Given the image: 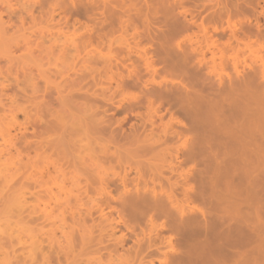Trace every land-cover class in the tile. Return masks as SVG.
Listing matches in <instances>:
<instances>
[{
    "label": "rangeland",
    "instance_id": "obj_1",
    "mask_svg": "<svg viewBox=\"0 0 264 264\" xmlns=\"http://www.w3.org/2000/svg\"><path fill=\"white\" fill-rule=\"evenodd\" d=\"M55 1L58 6L56 3H53L52 0H35V2L32 0H0V6L3 8L0 7V14L3 13V16L0 15L2 16L0 19V29H3L2 31L4 32L6 30V33L0 30V70L3 68L2 70L6 72V67L11 68V70L20 77V81H23L24 77H29V75L35 77L36 80L34 79L20 85L21 90L24 89L31 93L32 83L36 82L39 90H45L47 88L49 92L46 94L47 97L44 98L41 97L42 93H40L39 99L34 105H31V103L23 98H19L18 102L15 104L18 108V110L16 108L17 119L10 118V114H8L7 111L8 109L4 106L5 103V105H9L6 97L4 100V97L2 99L0 98V103L1 100H3L1 103L2 105L0 104V246L3 247L2 245H5L4 243L2 244V241L7 242L5 246H10L8 248L4 247L5 249L1 248L2 250L4 249V253L6 252L5 250L8 249L9 253L15 252L18 254L19 258L17 257L18 260L16 259V263H14L18 264L20 262V257L21 259L23 256L25 257V255L21 256V253L26 249L30 250L32 244L38 242V240H36L37 237L39 240L43 239V241L44 238H46V243L43 244L45 248L48 246L47 239L50 238H52L53 241H57L53 242L54 246V243H60V245L64 247L68 242L66 243L63 239L64 237H61L62 232L67 230L69 232L70 229L69 227L66 228V226L71 225L75 218L76 220L78 219V221H74V223H77L74 228L77 230L76 235L78 234L80 237L78 238V235H75L76 239H72L74 240L72 242L73 244L71 243L68 250L71 252V257H69V261L73 262L71 264H109V254L112 255L111 264H160V258L158 256L163 255L164 252H168V254L174 253V251L177 252V250H179L178 252H184V241L182 242V238L179 235L169 231V222L166 218L161 217L159 219L155 217V226L151 231L150 228L152 227H150L149 219L142 218L139 221H131L132 218L130 217L129 210L124 200L126 197H122L125 193L123 189H121L122 187H120L121 182L118 180L121 174V176L126 174L128 180L131 181L133 178L137 183L143 184L142 186L145 188L151 185L149 188L152 189L151 187L156 185L154 187H158L156 190H158L157 192L160 194L162 192L170 193L174 191L172 193L175 194L174 197L178 207L187 208L186 210H188V207L189 209L193 208L194 212L191 214L198 219L200 227V235H198L196 241L197 244L198 242L201 244H199L200 246H197V248L200 251H208V255L206 254L205 256L204 254V257L208 261L211 257L210 261L212 264L214 261L216 262L218 260L216 264H221L222 260L223 264L241 262L264 264V162L253 168L243 166V168H245L243 169L239 166L234 170L232 169L229 176L233 179L236 178L233 181L235 184L232 183V187H230L231 191L234 190L233 194H230V189L226 192V187L221 189L219 185L217 186L214 179L217 177L218 182L221 177L225 178L223 167H220L221 165L219 166L218 164L222 159L218 149L215 147V151L214 149L212 151L213 153L209 151L208 157L204 156L205 154H199V156L197 155L198 158H190L189 153L192 149V142H197V138H194L196 140L192 141V138L196 137V135L193 136L194 132L191 130L192 132L190 133V129L194 126V121L189 118L181 108L179 109V107L175 105L171 106L164 104L158 106L160 103L156 101L157 103H154L155 105L152 106L153 110L151 111V107L148 106L149 102L146 101L148 100L146 97L147 95L145 94L146 96L144 97L143 85H140L141 81H145L148 88L149 86L150 88L153 86H160L159 88H162L163 91H171L172 93H178L179 91L174 90V88H179L181 90L187 87L189 89L191 85V88L195 87L200 90L199 93L195 90L198 95H200L201 89L204 87L201 92V96L203 97L208 98L213 95L210 99L217 97L215 101L225 98V94L229 92V87L232 85L231 78L236 81L234 79L236 78V67L239 68V71H242L246 67H254V64H259L261 66L262 62H264V59L261 61V59L264 58V0H54V2ZM3 3L4 5H2ZM7 5L9 7L10 5L14 7H10L11 10L13 8L12 11L14 13L18 11L14 17L11 15L12 18L9 16V13L12 11H9V13L7 12L9 8H7ZM53 5L54 8H52ZM55 8L54 17H51L53 16L52 14ZM30 10L33 11L34 14L32 13V15L35 17H31L32 11ZM18 13L22 15L23 20L25 19L24 26H22L23 23L20 21L22 19ZM246 23L248 25H246ZM247 27L249 30H247ZM232 32L236 34L234 35ZM1 33L4 34L2 35ZM232 34L234 35L233 38L231 36ZM236 35L238 37H235ZM25 37L27 39L30 38L29 46L33 45L31 50L38 42H41L40 48L35 47L38 51L33 49L36 53H27L28 51H26V49L28 50L29 47L26 46L27 48L24 49V45H21L20 50L16 49L18 42H21V44L24 43ZM234 37L239 43L236 42L237 40ZM71 40H76L74 45H77V43L80 44L77 45L78 49L73 45ZM65 45L66 47L69 46L71 50H68V55L66 54V57L63 58L58 54V50L59 47H65ZM246 45H248V47ZM51 46L55 48V51H53V49L52 52L48 51ZM194 48L198 50L204 49V52L206 51L202 64H199V60L196 61L195 59L196 63H194V65L191 64L189 69L181 68L180 71V68L177 66L176 70L175 64L177 65L180 57L184 55L190 56ZM89 52L97 53L96 57L87 60ZM212 52L215 54L214 56L211 54ZM50 53H52L53 56H48ZM10 61H12L14 67L10 65ZM171 61L172 63H170ZM205 61L208 62L207 66L204 64L206 63ZM173 67L175 69H173ZM247 68L246 70L249 69ZM60 72L66 73V75L61 77ZM128 73L131 76L133 75L134 81L136 79H140L141 81L132 82L133 79L130 81L128 80V82L133 85H130L128 88L127 86L124 87V84L122 85V82L120 83L122 79L121 75L128 77ZM5 74L3 72L1 74L0 71V86H2L3 89L7 85V87L4 88L6 90L4 94L6 93L13 96L15 90L17 91L19 89H17L16 83L14 84V80L9 78L10 81H8V74L7 76ZM15 74L12 78H14ZM193 74L195 75L193 76ZM4 76H6L7 79ZM65 76L66 79L64 78ZM75 76L81 78L78 80L79 82L84 79V85H81L87 90L86 92L89 90L88 93L84 94V90V92H80L82 94H79V91L77 92L78 95L76 91H73L76 95H74L73 92L68 94L69 91H67V88L72 91L71 89L74 84L79 83L76 82L77 78ZM138 76L140 78H138ZM218 76L223 79H218ZM126 79L125 81H127ZM62 80L65 83L61 82ZM220 80L223 81V83L219 82L221 86L218 88L219 83L217 82ZM168 81L170 83H168ZM159 82H163L161 83L162 87ZM171 82H174V84ZM175 82H181L183 84L177 83L175 85ZM234 83L235 82H233V84ZM169 84L171 85L170 87ZM117 85L123 86H120L121 90L116 88ZM86 86H88L87 89ZM58 87H62V90ZM217 88H222V90L227 91L225 94H222L224 97L221 96L220 92L219 94H212L211 91L214 92ZM2 89L0 87V94ZM58 90V93L63 92L64 94H58ZM216 90L215 92H218L221 89L218 91ZM117 91L121 92L118 93ZM94 93L97 95H94L93 100L90 96ZM208 93H210L209 96ZM79 95L85 96V99H79ZM86 95L87 97L89 95V98H87ZM75 97H77V99H75ZM96 97L97 103L95 102ZM150 98H153V96H150ZM88 99H91V101L86 102ZM110 99L112 101H110ZM121 101L122 103H120ZM125 101H127V103ZM39 102H44V105H47V108L44 107L43 109L44 112L37 113V116L41 113V117L39 119H25V111L31 112L33 109L35 111ZM136 103H138V105ZM103 106L105 107L103 108ZM156 106L158 108V113L160 112L159 115H164L166 113V116H164L162 120L156 117ZM3 109H6V111L4 112ZM168 109H170L173 118L171 117L172 115L167 114L166 110ZM34 113L36 114V112H32L31 115L35 116ZM49 114H51V116L56 114L53 117L59 116L60 118L59 120L52 119ZM234 120L237 122H234ZM242 120L244 119H231L230 122H232V124H227L233 126V124L236 123L235 125L240 126L244 123L241 122ZM52 123L58 125L57 130L53 127ZM48 125H52L50 129L53 131L50 130V133H47ZM33 126H36V129H34ZM71 133L72 136L70 135ZM176 133L181 134L177 136ZM61 137L64 139L60 140ZM181 137L183 138L181 139ZM184 141H187V146L182 144ZM178 147H180V149ZM80 151H82V153ZM80 153L82 157H80ZM251 154V152L246 153L247 156L250 158L252 156L253 158L254 156ZM203 156L204 158H201ZM238 157H241V154L240 156L238 155ZM238 157L235 156L233 159ZM262 157L264 160V155ZM57 159H60L58 163H56ZM194 159H198V161ZM54 161H56L55 165L64 164V169L66 167L68 168L66 169V175H69L65 176L66 178L70 180L74 178V180L70 182L69 179L64 177L67 181V183H65V179L63 180L61 177L59 181L61 182L63 180L64 182H61L63 184L58 182L59 187L64 185L67 190H70L72 186L70 183L77 182V180L81 179L80 181L83 182H81L82 185L80 186V188H82L81 193H83V191L88 193V195L87 193H83V195L81 194L80 196L81 199L83 198V202H79V204H84L83 206L76 207V211L74 210L75 212L68 210L71 212V215L72 213L76 214V217L71 219V215L66 214L68 225H65V230H63L64 226L60 227L63 223L60 221L63 218V214H60L63 209L56 204L51 205L54 201L56 202L54 199V195L56 194L50 191L51 194H54L53 196H49L51 195L50 193H48L49 195L46 194L43 196L46 192L52 190L51 187L55 193L62 194L63 192L58 189L59 187L56 188L57 183L54 184L52 181H49L51 177L48 178L49 175L47 171L49 174H53L52 177L57 176L54 174L55 167H57L52 164ZM216 161H218L217 164ZM26 165L28 168H25ZM69 165L71 167H68ZM96 169L98 170L96 171ZM235 170L236 172L232 175V172ZM32 171L33 173H37V171L43 172L45 174L44 181H47V187H44L46 190L50 188L45 192V189H42L43 186H41L42 188L37 187L36 189H34V184L31 186L35 192L38 189H42L45 192L43 194V192L38 190L42 195L40 196L41 199L40 197L36 198V203L33 200L35 198L33 193L31 192L32 195L30 193V191H32L31 187L28 188L29 185L32 184H25L28 190L21 188L22 186L18 187L19 185H24L23 181L25 177L23 176L31 175L29 173ZM98 171L100 173H98ZM137 171L139 174L136 173ZM72 175L74 177L70 178ZM11 176L15 178H10ZM75 176L81 178L78 179ZM101 176L104 177L102 179L108 181L107 183L112 180L110 183L116 185L119 182L117 186L120 189L117 190V186L110 184L107 186L105 185L104 188H106V191L100 190L101 181H99L100 178L98 177ZM31 180L28 179L26 182H30ZM5 181H8L10 184L8 183L7 185ZM204 181L206 183L210 181L208 182L210 187H207L208 185H206ZM128 182L129 181H127V183ZM145 183L151 184H148L147 187ZM131 184H133L132 181L128 184V188L131 189L132 187V189H134V186ZM182 184L186 185V187L188 186L190 191H192L188 197L182 194ZM213 184H215V187ZM240 184L241 186H239ZM6 186H9V188ZM142 186L140 185L141 188ZM4 187L6 189H4ZM222 187H224V185ZM74 188L76 190H74ZM74 188L73 190L71 189V193L74 194H71L73 197H75V194L78 195V188ZM164 189L166 191H164ZM203 189L204 191H202ZM145 190L142 188L141 193ZM64 191L66 190L64 189ZM99 191L101 192L99 193ZM27 192H29L30 195ZM109 193L112 198H108ZM208 194H210L209 196L211 198H209ZM59 196L58 199L60 201L65 197L64 193L61 197L62 200ZM72 196L71 199L73 201ZM32 197V203L30 201V203H28V201L25 202ZM86 197L89 199L87 200ZM106 198L112 199L111 205L109 204L110 201H106ZM48 199H50V201ZM121 199L124 201H121ZM214 200L216 201L214 202ZM19 201L21 202L19 203ZM47 202L51 205L48 208L49 211H47L45 207V205L48 206ZM74 202H72V205H75ZM24 205L29 212L32 211L30 208H34L35 205L38 206L37 208H45L46 211L45 209L43 210L45 212H51L53 218L51 217L52 220L50 219L46 223H51L50 221H52V223H45L46 225H43L44 227L50 225V227L48 226V228H50L48 230L50 232L53 230L52 234H54L55 237H53L54 235H51L50 232L48 234V230H46L47 235L44 233V235H46L44 236L42 233L41 237L40 234L36 232L38 229H34V227H36L34 226L35 224L32 223L34 225H30L28 219L27 223H25L26 225L29 224L33 229L28 225V227L25 226L26 229L24 225H22L23 227L20 225L21 223L24 224V221L20 222L22 214L27 213L24 212ZM51 207H55V209L58 207V209H61V212H56ZM39 209L34 211L39 212L41 210ZM86 210H89V212L87 211L88 214L91 212V216L90 214L86 216L83 215V211L85 212ZM17 211L20 213L19 216H17L19 214ZM79 212L84 217V222L87 220L86 223H82L83 217L78 214ZM27 216L26 214V217L24 216L23 219L26 220ZM54 216L57 219L54 218ZM85 217H87V219ZM79 219L81 220L80 222ZM54 220L55 222H53ZM54 223H56V225ZM53 225L55 227H51ZM72 226L74 225L72 224ZM38 227L40 228L39 225ZM86 227L89 232L88 236ZM80 228H82L81 231L85 230L84 233L81 232L82 235L78 231ZM45 229H47V227ZM2 230L3 232L1 233ZM102 230L104 231L102 232ZM90 233L93 234L91 235ZM142 233L143 235H141ZM19 235L23 238H18ZM110 235L115 236L112 238ZM10 236L12 239H9L11 238ZM47 236L49 238H47ZM90 236L91 238H89ZM2 238L4 240L1 241ZM26 238H29V240ZM57 238H59V240ZM16 239L23 240L22 242L20 240L15 242ZM137 239H140V244ZM9 240L15 241L10 243ZM24 240L28 241L26 242L28 245H25L26 243ZM81 240L84 242H81ZM30 241L32 243H30ZM203 243L205 246H202ZM168 245L169 247L172 246L171 249ZM57 246L59 245L57 244L55 247L57 248ZM105 247H108V249ZM116 247L119 251L116 250ZM72 251H74V254ZM2 253L3 251L0 252V264H13L14 261L12 260L16 258V256L14 257L13 255L15 253L10 256L8 251L6 254L3 253V255H6L5 257L9 259L8 262H4L5 260L3 259L5 257L1 255ZM122 253L124 254L122 255ZM116 255L118 256L116 257ZM53 264H56V262H53Z\"/></svg>",
    "mask_w": 264,
    "mask_h": 264
},
{
    "label": "bare ground",
    "instance_id": "obj_2",
    "mask_svg": "<svg viewBox=\"0 0 264 264\" xmlns=\"http://www.w3.org/2000/svg\"><path fill=\"white\" fill-rule=\"evenodd\" d=\"M32 1H34L35 2V0H32ZM53 1V3H56L57 4V2L55 1L54 2V0H52ZM5 2V1H4ZM51 2V1H50ZM2 3V2H1ZM52 3V4H53ZM39 4V3H38ZM2 5H4V3L2 4ZM39 6V5H38ZM56 6V5H55ZM57 6H58V4H57ZM57 6H56V8H57ZM1 7V6H0ZM9 6L7 5V8H8ZM10 7H13L12 5H10ZM10 7L8 8V10H7V12L9 13V11H12L13 10V8H12V10L10 9ZM2 8V7H1ZM52 8H54V5H53V7ZM56 8L54 9V12H53V16H51V17H54V13H55V10H56ZM3 9V8H2ZM59 9V8H58ZM123 9V8H122ZM50 10H51V8H50ZM53 10V9H52ZM30 11H32V10H30ZM30 11H29V13H30ZM90 11V10H89ZM18 11H15V13L12 11V12H10L9 13V16H13L14 17V15H16V13H17ZM32 13H33V11L31 12V17H35V16H33L32 15ZM90 13V12H89ZM125 13V12H124ZM3 13H1L0 15H2ZM34 14V13H33ZM105 14V13H104ZM5 15V14H4ZM18 15H20L19 13H18ZM18 15H17V17H18ZM95 15V14H94ZM3 16V15H2ZM2 16H0V19L2 18ZM8 16V17H9ZM12 16L10 17V18H12ZM21 16V19L22 20H20L21 21V23H23V25L22 26H24V20H23V18H22V15H20ZM17 17H16V19H17ZM113 18V17H112ZM121 18V17H120ZM35 19V18H34ZM18 20V19H17ZM53 20V19H52ZM23 21V22H22ZM120 21H121V19H120ZM11 22V21H10ZM9 23V22H8ZM12 23V22H11ZM252 24V23H251ZM259 24V23H258ZM4 25H7V24H4ZM246 25H248L247 23H246ZM245 25V26H246ZM244 26V27H245ZM252 26V25H251ZM4 27V26H3ZM5 27H7V26H5ZM249 27H250V25H249ZM257 27V26H256ZM246 28V27H245ZM1 30V29H0ZM3 30V29H2ZM1 30V31H2ZM243 30V29H242ZM247 30H249V28L247 27ZM253 31V30H252ZM252 31H250V32H252ZM256 31H257V28H256ZM2 32H4V31H2ZM245 32H248V31H245ZM4 33H6V30H5V32ZM3 33V34H4ZM230 33H231V31H230ZM233 33V32H232ZM262 33V32H261ZM260 33V34H261ZM2 34V33H1ZM2 34V35H3ZM228 34V33H227ZM234 34V33H233ZM231 35L232 36V38H233V36L236 34H234V35ZM221 35V34H220ZM225 37H226V35H225ZM235 37H238L237 35L235 36ZM234 37V38H235ZM82 38V37H81ZM80 38V39H81ZM229 38V37H228ZM25 40L23 41L24 43L23 44H21V42H18L17 43V45H16V49H19L20 50V47H21V45H24V49L25 48H27V47H29L28 48V50L26 49V51H28L27 53H31V54H34L33 52H35L36 53V51H38V50H36L35 49V47H37V48H40V43L38 42V44H36L35 45V47L33 48L34 50H36V51H34L33 49V51L31 50V48L33 47V45L31 46H29V43H30V41H29V39L30 38H24ZM236 39V38H235ZM242 39V38H241ZM84 40V39H83ZM237 40V39H236ZM235 40V41H236ZM243 40V39H242ZM72 41V40H71ZM76 41V40H75ZM75 41H72L73 42V45L75 44ZM229 41H230V38H229ZM234 41V42H235ZM33 42V41H32ZM68 42V41H67ZM236 42H238V40L236 41ZM35 43V42H34ZM36 43H37V41H36ZM84 43V42H83ZM239 43V42H238ZM67 44V43H66ZM39 45V46H38ZM77 45H80V44H78L77 43ZM77 45H74L75 47H77V49H78V46ZM82 45H84V44H82ZM179 45V44H178ZM227 45V44H226ZM232 45V44H231ZM27 46V47H26ZM44 46V45H43ZM63 46V45H62ZM68 46V45H67ZM247 47H248V45H246ZM53 46H51V48H50V50L48 49V51L49 52H52V49H53V51H55L54 49L55 48H52ZM57 47V46H56ZM83 47V46H82ZM177 47H179V46H177ZM42 48V47H41ZM58 48V47H57ZM80 48V47H79ZM180 48V47H179ZM186 48V47H185ZM210 48V47H209ZM214 48V47H213ZM213 48H211V49H213ZM77 49H74V50H76V51H78ZM68 50H71V48L69 49V46L68 47H66V45H65V47H59V50H58V54L60 55V57H66V54L68 55ZM183 50V49H182ZM193 51V53L189 56V55H184L183 57H180V59L178 60V63H177V65L175 64V66H176V70H177V66H178V68H180L179 70L181 71V68L182 69H189V66L192 64V65H194V63H196L195 62V59H196V61H198L199 60V64H202V62H203V60H204V58H205V52H204V49H202V50H198L197 48H194V49H192ZM209 50V49H208ZM29 51H31V52H29ZM40 51V50H39ZM170 51H172V50H170ZM42 52V51H41ZM70 52V51H69ZM47 53V52H46ZM185 53V52H184ZM183 53V54H184ZM95 54V55H94ZM96 54L97 53H92V52H89L88 53V58H87V60H91L92 58H95L96 57ZM178 54V53H177ZM213 56L215 55V54H213V52L211 53ZM48 55V54H47ZM92 55H94V56H92ZM48 56H53L52 55V53H50V55H48ZM177 56H179V55H177ZM176 56V57H177ZM59 57V58H60ZM202 57V58H201ZM62 58V59H63ZM170 58V57H169ZM193 58V59H192ZM215 58V57H214ZM85 59H86V57H85ZM84 59V60H85ZM263 59L264 58H262L261 59V61H263ZM64 60V59H63ZM193 60H194V62H193ZM172 61H174V60H172ZM172 61L170 62V63H172ZM206 61H207V59H206ZM205 61V62H206ZM259 62H260V60H259ZM11 63V64H10ZM10 65L11 66H13L12 64V61H10ZM65 63V62H64ZM207 63L208 62H206V63H204L205 64V66H207ZM257 63V62H256ZM196 65V64H195ZM197 65H198V63H197ZM255 65L256 64H254V67H246L248 70H246V68H244V70H240L239 71V68H237L236 67V78H234V76H233V78L236 80V81H234L232 78H231V83H232V85H230L231 87H229V92H227L226 90H222V88H220V89H218L219 88V86H221V84L219 83V82H222L223 83V81H221L223 78H219V76H218V79H221L220 81H218L217 83H219V85H218V88H217V90L216 91H218V90H220V91H218V92H215V90H214V92L213 91H211L212 92V94H219V92L221 93V96H222V94L224 93H226L225 95H226V97L225 98H221L220 100H218V101H215L216 100V98L217 97H214L213 99H210V97H212L213 95H211V96H209V94L210 93H208V98H206V97H203V96H201L202 94H201V92H202V89H204V87H202V89H201V92H200V95H198V93H199V91L200 90H198V89H196L195 87V89L193 88H191V85H190V88H191V90H190V88L188 89L187 87H185V88H182L181 90L179 89V88H174V90H179L178 91V93H175V92H169V91H163V89L162 88H159L160 86H153L152 88H150V86H149V88H148V86L146 85V83H145V81L143 82V81H141L140 79H136L135 81H134V79H133V75L131 76V75H129V73H128V77L127 76H122L121 75V80H120V83L123 85L124 84V87H126L127 86V88L130 86V85H133V84H130V82H128V80L130 81L131 79H133L132 80V82L134 81V82H136V81H141V82H143V83H145V84H143V83H141L140 82V85L142 84L143 85V92H144V97L146 96L147 97V99L148 100H146V101H148L149 102V104H148V106H150L151 107V111L153 110L152 109V106L153 105H155L154 103L157 101V102H159L160 104L158 105V106H162V105H164V104H168V105H171V106H176V107H179V109L181 108V110H183L188 116H189V118H191L193 121H194V126L192 127V129H190V133L193 131L194 132V135L193 136H195L196 135V137H193L192 138V141H195L196 139H194V138H197V142L195 143V145H194V143L192 142V149H193V152H192V149H191V151H190V153H189V155H190V158H193V157H196V158H198L197 157V155L199 156V154H205L204 156H207L209 153V151L210 152H212L213 151V149H214V151H215V147L218 149V152H219V154H220V156H222V159L220 160V162L218 163L219 164V166L220 167H223V170H224V173H225V178H220V181H218L217 182V177L216 178H214L215 179V182L217 183V186L219 185V187H221V189H224L225 187V191L227 192V190H229L230 189V187H232V183L233 184H235L233 181L236 179V178H230V172H231V170L233 169H235L236 167L238 168L239 166H241V168H243V166H245V167H257V166H259V165H261L263 162H264V160H263V155H264V62H262V65L260 66L259 64V66L258 65H256V67H255ZM258 66V67H257ZM14 67V66H13ZM206 68V67H205ZM3 69V68H2ZM0 70L1 71V74H2V72L5 74V73H7L8 74V81H10V79L9 78H11L12 80H14L13 82H14V84L15 85H17L16 87H18L17 89H19V90H17V91H19V92H17L16 90H15V93L13 94V96H10L9 94H4V92L6 91L4 88H6L7 87V85L2 89V86H0L1 87V89H2V91H1V94H0V98L2 99L3 97V100L5 99V97H6V99L8 100H6L8 103H9V105H5L4 103V106H6L7 107V111H8V114H10V118L11 119H17V116H16V103L18 102V99L19 98H23L24 100H26L27 102H29V103H31V105H34V104H36V101L39 99V95H40V93H42V96L41 97H47L46 96V94L47 93H49L48 91H47V88L45 89V90H39L38 88H37V84H36V82L34 83H32V91H31V93H29V92H27L26 90H24V89H22L21 90V86L20 85H22L23 83H25V82H30L31 80H34L35 79V77L34 76H32V75H29V77L28 76H26V77H24V82L23 81H20V77L17 75V73L15 74V72H13L12 70H11V68H8V67H6V72L4 71V70ZM173 69H175L174 67H173ZM119 70V69H118ZM127 70H130V69H127ZM126 70V71H127ZM185 71V70H184ZM188 71V70H187ZM194 71V70H193ZM201 71H203V70H201ZM120 72V71H119ZM132 72H133V70H132ZM195 72V71H194ZM124 73V72H123ZM187 73V72H186ZM193 73V72H192ZM200 73V72H199ZM203 73V72H202ZM7 74H5L6 76H7ZM15 74V76H14V78H12L13 77V75ZM76 74V73H75ZM210 74V73H209ZM64 75H66V73L64 74L63 72H60V76L61 77H63ZM120 75V74H119ZM195 74H193V76H194ZM203 75V74H202ZM6 76H4L5 78H6ZM30 76H32V77H30ZM196 76H198V75H196ZM205 76V75H204ZM76 77V76H75ZM78 77V76H77ZM76 77V78H77ZM86 77V76H85ZM84 77V78H85ZM135 77V76H134ZM137 77V76H136ZM211 77V76H210ZM6 78V79H7ZM32 78V79H31ZM65 79H66V76L64 77ZM63 78V79H64ZM74 78V77H73ZM87 78V77H86ZM95 78V77H94ZM127 78V79H126ZM138 78H140L139 76H138ZM192 78V77H191ZM200 78V77H199ZM205 78V77H204ZM208 78V77H207ZM215 78V77H214ZM230 78V77H229ZM5 79V80H6ZM72 79V78H71ZM79 79H81V78H77V80H76V82H79L78 80ZM82 79H83V77H82ZM125 79L127 80V81H125ZM142 79V78H141ZM196 79V78H195ZM36 80V79H35ZM85 80H87V79H85ZM144 80V79H143ZM194 80V79H193ZM232 80H233V82H235L234 84H233V82H232ZM72 81V80H71ZM74 81H75V79H74ZM94 81H95V79H94ZM149 81V80H148ZM152 81V80H151ZM195 81V80H194ZM211 81V80H210ZM213 81H214V79H213ZM61 82H63V80L61 81ZM83 82H84V79L83 80H81V82H79V83H75L74 84V86L72 87V91H70L69 90V88H67L68 90L67 91H69V93L68 94H71L70 92H73V91H76V94H77V92L79 93V94H82V93H80V92H84V84H83ZM63 83H65V82H63ZM161 83H163V82H159V84L161 85ZM168 83H170L169 81H168ZM171 83H173L174 84V82H171ZM178 84L180 83V84H183V83H181V82H177ZM176 82H175V85L177 84ZM212 83H214V82H212ZM225 83V82H224ZM81 84H83V85H81ZM89 84V83H88ZM48 85V84H47ZM70 85V84H69ZM122 85H117V89H120L121 90V87H123ZM140 85H138V86H140ZM215 85V84H214ZM59 86H61V85H59ZM83 86V87H82ZM121 86V87H120ZM134 86L136 87V85H135V83H134ZM171 85L169 84V87H170ZM179 86V85H178ZM181 86H183V85H181ZM187 86V85H186ZM197 86V85H196ZM223 86V85H222ZM9 87V86H8ZM20 87V88H19ZM49 87V86H48ZM71 87V86H70ZM141 87V86H140ZM161 87H162V85H161ZM175 87V86H174ZM177 87V86H176ZM180 87V86H179ZM44 88H45V86H44ZM55 88V87H54ZM59 88V87H58ZM65 88V87H64ZM88 88V86H86V89ZM132 88H134V87H132ZM138 88V87H137ZM50 89V88H49ZM56 89V88H55ZM59 89H61L62 90V87L61 88H59ZM212 89V88H211ZM7 90H8V88H7ZM60 90V91H61ZM125 90V89H124ZM170 90V89H169ZM173 90V89H172ZM195 90H197L198 91V93H197V91H195ZM21 91V92H20ZM87 90H85V92H84V94L85 93H88L89 92V90H88V92H86ZM208 91V90H207ZM221 91H225V92H221ZM59 92V90L57 91V93ZM118 93L119 92H121V91H117ZM116 92V93H117ZM142 92V93H143ZM63 93V92H62ZM62 93H58V94H60V95H63ZM74 93V95H76L75 94V92H73ZM175 93V94H174ZM203 93H205V92H203ZM21 94V95H20ZM114 94H115V92H114ZM146 94V95H145ZM206 94V93H205ZM73 95V96H74ZM78 95V94H77ZM94 95L96 96L97 94H93V95H91L90 97H92L93 98V100H94ZM149 95V96H148ZM69 96V95H68ZM101 96V95H100ZM150 96H153V98H150ZM78 97V96H77ZM77 97H75V99H77ZM79 99H85V96H83V95H79ZM81 97H83V98H81ZM86 97H87V95H86ZM222 97H224V96H222ZM87 98H89V95H88V97ZM154 98H155V100H154ZM112 99V98H111ZM110 99V101H112ZM3 100H1V103L3 102ZM121 100V99H120ZM43 101V100H42ZM88 101H91V99H88V100H86V102H88ZM139 101V100H138ZM141 101H142V99H141ZM95 102L97 103V97H96V99H95ZM126 103H127V101H125ZM147 102V103H148ZM156 102V103H157ZM0 103V104H1ZM7 103V104H8ZM47 103V102H46ZM120 103H122V101L120 102ZM146 103V102H145ZM87 104V103H86ZM137 105H138V103H136ZM135 104V105H136ZM2 105V104H1ZM51 105V104H50ZM123 105V104H122ZM127 105V104H126ZM134 105V106H135ZM3 106V107H4ZM130 106H131V104H130ZM143 106V105H142ZM147 106V107H148ZM44 107H46L47 108V105L45 106L44 105V102H39L38 103V105L36 106V108H35V111H34V109L33 110H31V112H26L25 111V119H39L41 116V113L42 112H44ZM105 106H103V108H104ZM126 107V106H125ZM170 107V106H169ZM127 108V107H126ZM137 108H138V106H137ZM144 108V107H143ZM156 108H157V106H156ZM160 108V107H159ZM130 109V108H129ZM167 109V108H166ZM4 110V112L6 111V109H3ZM17 110H18V108H17ZM99 110V109H98ZM132 110V109H131ZM150 110V109H149ZM104 111V110H103ZM156 117L158 118V119H160V120H162L163 118H164V116H166L165 114L163 115H159L160 114V112L158 113V108L156 109ZM160 111V110H159ZM167 111V114H169V115H172V113L170 112V109H168V110H166ZM32 112H36V114H35V116L34 115H31V113ZM39 112H41L40 113V115H38L37 116V113L39 114ZM108 112V111H107ZM106 112V113H107ZM162 112H163V110H162ZM52 114V113H51ZM51 114H49L50 115V117H52V119H57V120H59V116H55V117H53L54 115H56V114H54L53 116H51ZM57 117V118H56ZM172 118H173V115L171 116ZM43 118V117H42ZM155 119V118H154ZM231 119L233 120V119H244V120H242L241 122H244V123H242V125H240V126H238V125H235V124H233V126H230L231 124H232V122H230L231 121ZM60 121H61V119H60ZM192 121V122H193ZM154 122V121H153ZM152 122V123H153ZM156 122V121H155ZM234 122H237V121H235L234 120ZM55 123V122H54ZM54 123H52V125H53V127L54 128H56V130H57V126L58 125H55ZM227 123H231V124H227ZM32 124H34V123H32ZM154 124V123H153ZM51 125V126H52ZM59 125H60V123H59ZM37 126V125H36ZM36 126H33V128L34 129H36ZM49 126V125H48ZM51 126H49V127H47V133H50V130H52V129H50V128H52ZM56 126V127H55ZM27 128V127H26ZM33 129V130H34ZM188 130V129H187ZM192 130V131H191ZM34 131H36V130H34ZM53 131V130H52ZM61 131V130H60ZM64 132V131H63ZM51 134H52V132H51ZM177 134V133H176ZM179 134H181V133H178L177 134V136L179 135ZM193 134V133H192ZM71 136H72V133L70 134ZM27 136V135H26ZM25 136V137H26ZM185 136V135H184ZM65 137V136H64ZM24 138V137H23ZM67 138V137H66ZM183 137H181V139H182ZM62 139H64V138H60V140H62ZM194 139V140H193ZM181 141V140H180ZM83 142V141H82ZM89 142V141H88ZM187 141H184V142H182V144H184L185 146H187V144L188 143H186ZM181 143V142H180ZM90 144V143H89ZM181 144V145H182ZM190 144V143H189ZM87 145V144H86ZM84 146V145H83ZM90 146V145H89ZM88 146V147H89ZM179 146H180V144H179ZM183 146V145H182ZM41 147V146H40ZM87 147V148H88ZM189 147V146H188ZM194 147V148H193ZM177 148V147H176ZM179 149H180V147H178ZM190 148V147H189ZM83 149V148H82ZM216 149V150H217ZM10 150V149H9ZM87 150V149H86ZM89 151V150H88ZM81 153H82V151H80ZM247 152H251L252 154L251 155H253L254 157L252 158V156H251V158L249 157V156H247L246 155V153ZM80 153V154H81ZM96 153V152H95ZM187 153H188V151H187ZM213 153V152H212ZM241 154V157H238V155L240 156V154ZM84 154V153H83ZM211 154V153H210ZM28 155H30V154H28ZM89 155V154H88ZM201 155V156H202ZM94 156V155H93ZM204 156L203 157H201V158H204ZM209 156V155H208ZM207 156V157H208ZM212 156H214V155H212ZM216 156V155H215ZM238 157V158H235V159H233V157ZM78 157V156H77ZM80 157H82V154H81V156ZM85 157V156H84ZM83 157V158H84ZM206 157V158H207ZM82 158V159H83ZM91 158V157H90ZM214 158V157H213ZM63 159V158H62ZM80 159V158H79ZM208 159H210V158H208ZM59 160L60 159H57L56 161H54V163L52 162V164H56V163H58L59 162ZM193 160V159H192ZM194 160H197L198 161V159H194ZM216 160V159H215ZM63 161H64V159H63ZM56 162V163H55ZM85 162V161H84ZM99 162V161H98ZM201 162V161H200ZM211 162V161H210ZM217 162L218 161H216V164H217ZM86 164H87V162H86ZM27 166V165H26ZM25 166V168H28V166L26 167ZM55 166H57V167H55V171H54V169H53V171H54V174H55V176L56 177H52L53 176V174L52 173H50L49 174V172L47 171V173H48V178L49 177H51L50 179H49V181H52L54 184H56L57 185V187L56 188H58L59 187V185H58V182L60 183V184H63V183H61V182H64L63 180L66 178L65 176H68V175H66L67 174V172H66V169H68L67 167L64 169V167H65V165L64 164H61V165H55ZM83 166V165H82ZM68 167H71L70 165L68 166ZM98 168V167H97ZM98 169H100V168H98ZM98 169H96V171L98 170ZM243 169H245V168H243ZM25 170V169H24ZM237 170V169H236ZM236 170L235 171H233L232 172V175H233V173H235L236 172ZM240 170V169H239ZM52 171V172H53ZM100 171V170H99ZM98 171V173H100ZM18 172V171H17ZM28 172V171H27ZM56 172V173H55ZM68 172H70V171H68ZM95 172V171H94ZM36 173V172H35ZM35 173H33V171L31 172V173H29V174H31V175H26V176H23V177H25L24 178V185L22 184V182H21V184L22 185H19L18 186V184H17V186L18 187H21V188H25V189H27L28 190V188H30L31 186H33V184L35 185V188L34 189H36L37 187L38 188H40L41 186H43V188L42 189H45V187L44 186H46L47 187V181H46V183H45V181H44V178H45V174L43 173V172H39V171H37V173L35 174ZM126 173V172H125ZM136 173H138V171L136 172ZM135 173V174H136ZM238 173H240V172H238ZM237 173V174H238ZM24 174H28V173H24ZM52 174V175H51ZM139 174V173H138ZM10 175H12V174H10ZM71 175V174H70ZM116 175V174H115ZM120 175V174H119ZM122 175V174H121ZM120 175V178L118 179L121 183H120V187H122L121 189H123V192L125 193L122 197L124 198V196L126 197L124 200H125V203H126V207L128 208V210H129V213H130V217L132 218V220L131 221H139V220H141L142 218L144 219H146L147 218V220L149 219V222H150V227H152V228H150V231L151 230H153V228H154V226H155V224H154V218L156 217V218H161V217H164V218H166L167 220H168V222H169V231L170 232H173V233H175V234H177V235H179L181 238H182V242L184 241V252L182 251V252H178L179 250H177V252H175L174 251V253H171V254H168V252L167 253H165L164 252V254L163 255H161V256H158L159 258H160V264H163V263H166V264H209V262H210V264H212L211 263V257H210V260L208 261V260H206L205 259V257H204V254H205V256H206V254L208 255V251L207 252H205V251H200L198 248H197V246H200L199 244H201V243H199L198 242V244H197V237H198V235H200L199 234V232H200V227H199V222H198V219L196 218V217H194L193 216V214H191V213H193L194 212V210H193V208H191V209H189V207H188V210H186V209H184L183 207H178L177 206V204H176V199H175V194L174 193H172V192H174V191H172V192H170V193H158L157 191L158 190H156V188L158 189V187H154V186H156V185H154L153 187H151L152 189H150L149 187L151 186L149 183V187L147 186L148 184H146L145 183V186H147L148 188H145L144 186H142L143 184H140V183H137L136 182V180L135 179H133L132 178V182H133V184H135V185H133V184H131L132 186H134V189H132V187H131V189L130 188H128V184H130L131 183V181L130 180H128V176H126V174H124L123 176H121ZM231 175V176H232ZM14 176H15V174H14ZM28 176V177H27ZM218 176V175H217ZM228 176H229V178L230 179H232V180H230L229 178H228ZM22 177V178H23ZM62 177V181L60 182L59 180H60V178ZM65 177V178H64ZM72 177H74L73 175L70 177V178H72ZM75 177H77V176H75ZM119 177V176H118ZM10 178H15V177H10ZM22 178H21V180H22ZM78 179H80L79 177H77ZM98 178H100L99 179V181H101V183H100V190H105L106 191V188H104L105 187V185L107 186V185H110V184H113V183H110L111 181H109V183H107L108 181H106V180H104V179H102V178H104V177H98ZM139 178V177H138ZM242 178V177H241ZM28 179H34V180H31L30 182L28 181V182H26ZM66 179H69V178H66ZM66 179H65V183H67V181H66ZM83 179V178H82ZM102 179V180H101ZM9 180V179H8ZM70 180V179H69ZM73 180H74V178H73ZM73 180H70V182H72ZM81 180V179H80ZM80 180H77V182H73V183H70L71 185V189L73 190V188L74 187H77L78 189H77V193H78V195H76L75 194V197L76 196H78V197H73L72 195H74V194H72L71 193V189L70 190H67L66 189V187L63 185H61L58 189L61 191H63L62 192V194L64 193V195H65V197H64V199L62 200V194H60V196H59V194L58 193H55V192H53V188L51 187V189L52 190H49L48 188H47V190H49V192H46L47 190L45 189V192H44V190H42V189H38L39 191H41V192H43V196H45L46 194H48V193H50V191H51V193H54V194H56V195H54V194H51V195H49V196H53L54 195V199L56 200V202L54 201L53 203H51V205L52 204H56L58 207H60V208H62L63 209V211H62V213H60V214H63V218L60 220L61 221V226L60 227H62V226H64L63 227V230H65L67 227H69V232H68V230L67 231H63L62 232V235H61V237H64L63 239L65 240V242L67 243L68 242V244H63L64 245V247L62 246V245H60V243H57L59 246H57V248L55 247L57 244L56 243H54L55 244V246L53 245V242H55L56 240H54L53 241V239L52 238H50V239H47V243H48V246H47V248H45V247H43V244L44 243H46V238H44V241H43V239L42 240H39L38 239V237L36 238V240H38V242L37 243H33L32 244V247H30V250H25V251H23V253H21L22 255L21 256H23V255H25V257L23 258L22 257V259H21V257H20V259H19V261L21 262H19L20 264H53V262H56V264H71V263H73V262H70L69 260H70V258L69 257H71L70 255V251H68L69 250V248H70V246H71V243L74 241V240H72V239H76V237H75V235H76V233H77V230H76V228H74L75 226H76V222L74 223V221H78V219L76 220V214H73L72 213V215L70 214L71 212H73L74 210L76 211V207L78 208V206H83L84 204H81L83 201H82V199H81V194L83 195V193H85L84 191H83V193H81V191H82V188H80V186L82 185V181H80ZM118 180H117V182H118ZM140 180V179H139ZM219 180V179H218ZM239 180V179H238ZM127 181H129L128 183H127ZM141 181V180H140ZM228 181V182H227ZM231 181V182H230ZM5 182H7V185H8V181H5ZM34 182V183H33ZM82 182V183H81ZM86 182V181H85ZM113 182H114V180H113ZM136 182V183H135ZM205 182V181H204ZM208 182H210V181H208ZM206 183V185H208L207 187H210V185H209V183ZM213 182V181H212ZM214 182V183H215ZM239 182V181H238ZM18 183V182H17ZM20 183V182H19ZM27 183H30V184H32V185H29V187L27 188V187H25V186H27L28 184ZM49 183V182H48ZM64 183V184H65ZM69 183V182H68ZM119 183V182H118ZM117 183V184H118ZM230 183V184H229ZM10 184V183H9ZM25 184H27V185H25ZM88 184H90V183H88ZM117 184L115 185V184H113V185H115V186H117ZM187 184V183H186ZM241 184H243V183H241ZM241 184L239 185V186H241ZM12 185V184H11ZM119 185V184H118ZM140 185L142 186V188H143V190H145V189H147V190H145L143 193H141V190H142V188L140 187ZM153 185V184H152ZM206 185H205V187H206ZM214 185V187H215V184H213ZM224 185V187H222ZM238 185V184H237ZM237 185H235V186H237ZM244 185V184H243ZM69 186V187H70ZM7 187V186H6ZM15 187V186H14ZM50 187V186H49ZM64 187V188H63ZM73 187V188H72ZM85 187H87V186H85ZM84 187V188H85ZM191 187V186H190ZM212 187V186H211ZM7 188H9V186L7 187ZM10 188H11V186H10ZM117 188V190H119L120 188H118V186L116 187ZM145 188V189H144ZM213 188V187H212ZM218 188V187H217ZM1 189V188H0ZM4 189H6L5 187H4ZM12 189H13V187H12ZM20 189V188H19ZM24 189V190H25ZM32 187H31V190L32 191H30V193L32 192L33 193V196L35 197L34 199H33V197L32 198H30V200H26L25 202H27L28 201V203H32V199L34 200V202L36 203V198H39L42 194H40L41 192H39L38 190H36V192H35V190H34ZM64 189L66 190V191H64ZM130 189V190H129ZM205 189V188H204ZM204 189L202 190V191H204ZM208 189V188H207ZM219 189V188H218ZM16 190H17V188H16ZM34 190V191H33ZM74 190H76L75 188H74ZM114 190V189H113ZM112 190V191H113ZM116 190V191H117ZM191 190H193V189H191ZM233 190V189H232ZM21 191V190H20ZM26 191V190H25ZM24 191V192H25ZM86 191V190H85ZM104 191V192H105ZM164 191H166L165 189H164ZM207 191V190H206ZM209 191V190H208ZM211 191H212V189H211ZM230 191V194H233V191H231V189L229 190ZM229 191H228V193H229ZM18 192H19V190H18ZM23 192V191H22ZM35 192V193H34ZM73 192H75V191H73ZM101 191H99V193H100ZM103 192V193H104ZM118 192V191H117ZM168 192V191H167ZM190 192H192V191H190V188H188V186L186 187V185H183L182 184V194L183 195H185V197H188L189 195H190ZM214 192H215V190H214ZM232 192V193H231ZM236 192V191H235ZM26 193V192H25ZM28 194H29V192H27ZM32 193H31V195H32ZM87 193V192H86ZM85 193V194H86ZM98 193V194H99ZM111 193V192H110ZM110 193H109V195H108V198H112L111 197V195H110ZM210 193V192H209ZM58 194V195H57ZM72 194V195H71ZM97 194V193H96ZM102 194V193H101ZM106 194V193H105ZM123 194V193H122ZM121 194V195H122ZM213 194V193H212ZM211 194V195H212ZM30 195V194H29ZM87 195H88V193H87ZM86 195V196H87ZM120 195V196H121ZM203 195V194H202ZM210 194H208V196H209ZM237 195V194H236ZM26 196V195H25ZM58 196L60 197V199L62 200V201H60L59 199H58ZM71 196H72V198H73V201H72V199H71ZM110 196V197H109ZM203 196H205V195H203ZM80 197V198H79ZM115 197V196H114ZM216 197H217V194H216ZM216 197H215V199H216ZM221 197V196H220ZM120 198V197H119ZM208 198V197H207ZM209 198H211L210 196H209ZM223 198V197H222ZM40 199H41V197H40ZM75 199V200H74ZM86 199L88 200L89 198H87L86 197ZM107 199V198H106ZM105 199V200H106ZM115 199V198H114ZM117 199V198H116ZM232 199V198H231ZM235 199V198H234ZM20 200H22V199H20ZM49 201H50V199H48ZM91 200V199H90ZM104 200V201H105ZM118 200H120V199H118ZM123 199H121V201H124ZM30 201V202H29ZM75 201V202H74ZM107 202H109V204L111 203V201H112V199H107L106 200ZM105 201V202H106ZM114 201V200H113ZM116 201V200H115ZM216 200H214V202H215ZM219 201V200H218ZM21 201H19V203H20ZM45 202V201H44ZM72 202H74L75 203V205H72ZM79 202H81L80 204H79ZM92 202V201H91ZM99 202V201H98ZM116 202H118V201H116ZM212 202V201H211ZM48 203V202H47ZM124 203V204H125ZM46 204V203H45ZM79 204V205H78ZM108 203H107V205H109ZM122 204H123V202H122ZM212 204V203H211ZM214 204H216V203H214ZM220 204V203H219ZM22 205H23V203H22ZM50 205V203H48V206L47 205H45V207H46V209H47V211H49L48 210V208L51 206ZM56 205H53V206H56ZM111 205V204H110ZM110 205H109V207H110ZM23 207H25V205L23 206ZM22 207V208H23ZM36 207V208H35ZM35 207L34 208H30V210L32 209V211H28V209H27V207H25V208H23L25 211L24 212H27V213H24V214H22V219H20L21 221L20 222H23L24 221V224L23 223H21L20 225L22 226V225H24V228H25V226H29V224L30 225H34V226H36V227H34V229L36 228V229H38V230H36V232H37V234H40V236H41V234L43 233V235H44V233L46 234V230H48V229H50V228H48V226L50 227V225H48V226H45L44 227V225H46V224H51L52 223V221H50L51 223H46V222H48L50 219H51V217L53 216L52 214H51V212H45L46 211V209L45 208H43V209H41L40 207V209L42 210V212H41V210L39 209V208H37L38 206H36L35 205ZM58 207H56V209H55V207H51L54 211H60L61 209H58ZM40 210L39 212H36V211H34V210ZM45 209V211H43ZM51 209V210H52ZM58 209V210H57ZM126 209V208H125ZM217 209V208H216ZM68 210H70V211H67ZM79 210V209H78ZM101 210V209H100ZM218 210V209H217ZM53 211V212H54ZM74 211V212H75ZM81 211H82V208H81ZM89 212V210H86L85 212L83 211V215L84 216H86V215H89L88 214V212ZM90 211H91V209H90ZM18 212V211H17ZM20 212H22V211H20ZM61 212V211H60ZM87 212V213H86ZM101 212V211H100ZM19 213V212H18ZM77 213V212H76ZM99 213V212H98ZM102 213V212H101ZM26 214L28 215L27 216V218H26V220H24L23 218H24V216L26 217ZM56 214V213H55ZM66 214H70L71 215V219H74L72 222V224L74 225V226H72V224L71 225H68V223H67V221H66ZM78 214H80V212L78 213ZM20 215V213L17 215V216H19ZM70 215H67V216H70ZM81 215V214H80ZM99 215H100V213H99ZM102 215V214H101ZM82 216V215H81ZM90 216H91V214H90ZM59 217H60V215H59ZM83 217V216H82ZM87 217H89V216H87ZM87 217H85L86 219H87ZM53 218V217H52ZM54 218H56L55 216H54ZM81 218V217H80ZM91 218V217H90ZM101 218V217H100ZM27 219H28V222H29V224H27L26 225V223H27ZM57 219V218H56ZM52 220V219H51ZM81 220L79 219V222H80ZM86 222H87V220H85ZM26 222V223H25ZM53 222H55V220L53 221ZM59 222V221H58ZM69 222V221H68ZM86 222H84V217L82 218V223H86ZM119 222V221H118ZM32 223H34V224H32ZM46 223V224H45ZM82 223H80V224H82ZM37 224V225H36ZM44 224V225H43ZM55 225H56V223H54ZM59 224V225H60ZM70 224V223H69ZM119 224V223H118ZM129 224V223H128ZM136 224V223H135ZM38 225L40 226V228L38 227ZM43 225V226H42ZM65 225H68V226H66V228H65ZM78 225H79V223H78ZM127 225V224H126ZM137 225V224H136ZM27 226V227H28ZM70 226H72V227H70ZM86 226V225H85ZM128 226V225H127ZM133 226V225H132ZM132 226H131V229H132ZM135 226V225H134ZM138 226V225H137ZM23 227V226H22ZM29 227H31V226H29ZM47 227V229H45ZM51 227H55L54 225L53 226H51ZM125 227V226H124ZM158 227V226H157ZM32 228V227H31ZM30 228V229H31ZM42 228V229H41ZM44 228V229H43ZM129 228V227H128ZM26 229V228H25ZM29 229V230H30ZM33 229V228H32ZM54 229V228H53ZM58 229V228H57ZM85 229V228H84ZM83 229V230H84ZM125 229V228H124ZM130 229V228H129ZM155 229H156V227H155ZM167 229V230H168ZM28 230V229H27ZM41 230V231H40ZM62 230V229H61ZM82 230V228H80V230H78L80 233L81 232H83L84 233V231H81ZM134 230V229H133ZM31 231H34V230H31ZM43 231H45V232H43ZM76 231V232H75ZM104 230H102V232H103ZM132 231V230H131ZM3 232V230L1 231V233ZM9 232V231H8ZM8 232H6V233H8ZM14 232V231H13ZM39 232H41V233H39ZM49 230H48V234H49ZM52 232H53V230L50 232L51 233V235H54V234H52ZM86 232H88V228L86 227ZM90 232H92V231H90ZM134 232V231H133ZM142 232V231H141ZM5 233V234H6ZM18 233V232H17ZM21 233V232H20ZM19 233V234H20ZM75 233V234H74ZM94 233V232H93ZM92 233V234H93ZM115 233V232H114ZM123 233H124V231H123ZM132 233V232H131ZM4 234V233H3ZM25 234H26V231H25ZM88 234H89V232L87 233V236H88ZM91 234V233H90ZM91 234V235H92ZM113 234V233H112ZM151 234V233H150ZM20 235H22V234H20ZM20 235H19V237L18 238H21L20 237ZM47 235V234H46ZM46 235H44V236H46ZM51 235H49V236H51ZM78 235V234H77ZM76 235V236H77ZM81 235H82V233H81ZM122 235V234H121ZM139 235V234H138ZM141 235H143V233L141 234ZM18 236V235H17ZM23 236H25V237H27L26 235H23ZM94 236V235H93ZM101 236V235H100ZM109 236V235H108ZM110 236H112V235H110ZM115 235H113L112 236V238L114 237ZM124 236V235H123ZM157 236H158V234H157ZM202 236V235H201ZM8 237H9V235H8ZM11 237V236H10ZM42 237V236H41ZM52 237V236H51ZM53 237H55V235L53 236ZM78 238L80 237L79 235L77 236ZM125 237V236H124ZM138 237H140V236H138ZM3 238L5 239V237L3 236ZM1 239V241L2 240H4V239ZM17 238V237H16ZM23 238V237H22ZM30 238V237H29ZM29 238L27 239V240H29ZM47 238H49L48 236H47ZM82 238V237H81ZM80 238V239H81ZM83 238H84V235H83ZM89 238H91V236L89 237ZM88 238V239H89ZM94 238V237H93ZM137 238V237H136ZM145 238V237H144ZM143 238V239H144ZM9 239H12V237L11 238H9ZM52 239V240H51ZM58 240H59V238H57ZM87 239V238H86ZM117 239V238H116ZM121 239V238H120ZM132 239V238H131ZM17 240L18 239H16V241L15 240H13V241H15V242H17ZM20 240V239H19ZM18 240V241H19ZM23 240V239H22ZM22 240H20L21 242H22ZM31 240V239H30ZM90 240V239H89ZM119 240V239H118ZM138 240V239H137ZM140 240V239H139ZM139 240H138V243H139ZM142 240V239H141ZM10 241V240H9ZM8 241V242H9ZM13 241H10V243L12 242L13 243ZM25 241V240H24ZM24 241H23V243H24ZM32 241V240H31ZM30 241V243H32ZM61 241V240H60ZM78 241H79V239H78ZM91 241V240H90ZM123 241V240H122ZM133 241V240H132ZM144 241V240H143ZM6 242V241H5ZM4 241H2V244L4 243L5 245L7 244V242L5 243ZM26 242H28V241H25V243ZM57 242V241H56ZM62 242H64V241H62ZM62 242H61V244H62ZM81 242H84L83 240H81ZM118 242H120V241H118ZM164 242V241H163ZM172 242V241H171ZM123 243V242H122ZM162 243V242H161ZM206 243V242H205ZM17 244V243H16ZM15 244V245H16ZM22 244V243H21ZM73 244V243H72ZM82 244H84V243H82ZM140 244V243H139ZM169 244H171V243H169ZM5 245H2L3 247H1L0 246V250H2L1 248H8V247H10V246H5ZM24 245V244H23ZM25 245H28V243H26ZM68 245V246H67ZM134 245V244H133ZM205 246V244L203 243L202 244V246ZM65 246H67V247H65ZM16 247V246H15ZM111 247H112V245H111ZM168 247H169V245H168ZM171 247L172 246H170L169 248L171 249ZM208 247V246H207ZM4 248V249H5ZM106 248V247H105ZM203 248V247H202ZM201 248V249H202ZM206 248V247H205ZM4 249L2 250L3 251V253H4ZM12 249V248H11ZM104 249V248H103ZM106 249H108V247L106 248ZM136 249H137V247H136ZM173 249H174V246H173ZM172 249V250H173ZM14 250V249H13ZM73 250V249H72ZM115 250V249H114ZM116 250H118V248L116 247ZM162 250V249H161ZM209 250V249H208ZM214 251H216L215 249H213ZM2 251H0V252H2ZM6 252L8 251V253H9V250L7 249V250H5ZM112 251V250H111ZM119 251V250H118ZM117 251V252H118ZM210 251H211V249H210ZM6 252L4 253V254H6ZM74 251H72V253H73ZM3 253L1 254L2 256H6V255H3ZM13 253H15V252H12V253H9V256L11 255V254H13ZM18 253V252H17ZM19 253V254H20ZM109 253V252H108ZM74 254V253H73ZM124 253H122V255H123ZM14 255V257L16 256V258L15 259H13L12 261H14L13 262V264L14 263H16V259L18 260V254H13ZM27 255V256H26ZM122 255H121V257H122ZM138 255V254H137ZM109 256H110V259H108L109 260V264H111V261H112V255L111 254H109ZM118 255H116V257H117ZM8 257V256H7ZM18 257V258H17ZM114 257V256H113ZM120 257V258H121ZM6 258V257H5ZM3 259V260H5L4 262H8V260L9 259H7V261H6V259ZM10 258V257H9ZM109 258V257H108ZM124 258V257H123ZM63 259V260H62ZM100 259V258H99ZM101 260V259H100ZM113 260H114V258H113ZM117 260H118V258H117ZM216 260V259H215ZM219 261V260H218ZM218 261H216L217 263H218ZM10 262H11V258H10ZM17 262V263H18ZM70 262V263H69ZM216 262L214 261V263L216 264ZM221 262V261H220ZM12 263V262H11ZM18 263V264H19ZM125 263V262H124ZM213 263V264H214ZM5 264H7V263H5ZM115 264V263H114ZM221 264H223V260H222V262H221ZM234 264H250V263H234Z\"/></svg>",
    "mask_w": 264,
    "mask_h": 264
}]
</instances>
